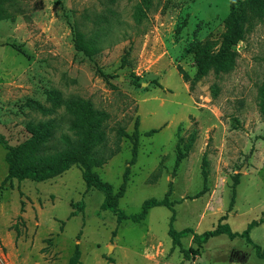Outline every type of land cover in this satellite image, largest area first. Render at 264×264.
<instances>
[{
  "label": "rangeland",
  "instance_id": "1",
  "mask_svg": "<svg viewBox=\"0 0 264 264\" xmlns=\"http://www.w3.org/2000/svg\"><path fill=\"white\" fill-rule=\"evenodd\" d=\"M242 1L19 0L0 20V133L16 145L30 136V121L53 120L49 152L60 150L62 136L77 139L70 122L89 100L102 113L96 149L106 158L94 170L115 191L132 154L120 129L131 134L138 121L137 159L118 205L126 215L168 194L176 231L201 234L221 222L241 233L264 220V12L242 40L223 47L222 71L204 65L194 76L202 51L222 48L225 18ZM75 22L97 41L93 60L74 48ZM151 129L158 132L146 135ZM178 148L186 156L174 170ZM6 174L0 145V183ZM80 200L84 209L71 216ZM103 200L77 166L43 182L14 180L0 193V264H67L75 245L80 264H264L254 247L264 246V222L250 230L254 244L221 234L186 258L181 249L196 247L193 234L174 245L170 208L118 223Z\"/></svg>",
  "mask_w": 264,
  "mask_h": 264
},
{
  "label": "trees",
  "instance_id": "2",
  "mask_svg": "<svg viewBox=\"0 0 264 264\" xmlns=\"http://www.w3.org/2000/svg\"><path fill=\"white\" fill-rule=\"evenodd\" d=\"M18 2L19 0H0V20L10 18L12 13L9 12V8L15 7ZM240 7L242 15L244 16L242 19L238 16ZM240 7L237 8L235 4L232 3L231 11L225 18L226 30L223 34V46L220 51L217 53L202 51L201 57L197 58V71L194 76L195 80L201 77L204 65L214 69L216 73L222 71L225 54L223 47L235 45L244 38V33L246 31H250L257 21L262 20V13L264 12L263 0H243L240 2ZM73 35L75 50L81 52L88 59L93 60L98 50L97 41L82 31L76 22L73 25ZM183 77L187 80L186 75L183 74ZM157 86L161 88L159 83H157ZM258 107L262 119L264 120V82L259 87ZM100 120H102V113L93 109L89 100H81L78 113L70 122V128L75 131L77 139L71 140L66 135L62 136L65 146L51 153L49 152L50 142L54 139L57 128L53 120L30 121L27 124L30 136L16 145L9 144L5 136L0 133V145L5 150V162L7 164V174L0 183V193L3 189L9 187L13 188L14 180L18 182L23 180L43 182L62 175L72 166H77L81 170V176L87 188H94L104 193V200L101 204V208L115 213L118 223H121L126 218H132L134 222H141L146 218L148 211L156 206L170 208L172 210V215L169 222L168 234L172 237L174 245L181 246V238L190 232L193 234L196 247L181 249L186 258H189L190 254H192V256H198L203 243L221 234H225L231 239L236 237L244 238L247 243L254 244L250 238V230L263 223V219L252 221L241 233L232 231L228 223L221 222H219L214 229L204 231L201 234L194 233L192 229L188 228L176 231L172 226L175 216L172 204L168 201V194L161 200L155 198L147 199L143 202L139 214L131 216L126 215L118 205L119 200L124 196L129 180V166L135 164L137 159L139 137L138 121H136L134 130L131 134L120 129L121 135L129 137L132 140V154L131 159L127 163L128 167L123 173L122 182L118 190L115 191L112 184L104 181L94 170L96 167H102L106 162V158L103 155H99L96 149L97 145L104 139V132L101 130ZM156 132H158V129H151L145 134L151 136ZM177 150L174 170L178 168L181 161L186 156L180 148ZM238 184L239 178L236 176L232 185V196L228 211H230L234 205L236 186ZM72 206L74 210L71 212V216H76L79 211L84 209L85 202L80 200L72 203ZM21 210L23 211V207ZM18 218L23 222L21 216ZM226 218L227 214L223 215L220 220H225ZM14 227L16 231L19 230L18 224L14 225ZM254 247L257 256L264 259V246L261 247L260 245L254 244ZM67 264H80V250L78 245H75L73 254Z\"/></svg>",
  "mask_w": 264,
  "mask_h": 264
}]
</instances>
